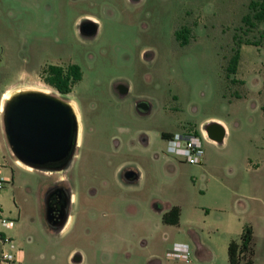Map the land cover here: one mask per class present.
I'll return each mask as SVG.
<instances>
[{"label": "rangeland", "instance_id": "rangeland-1", "mask_svg": "<svg viewBox=\"0 0 264 264\" xmlns=\"http://www.w3.org/2000/svg\"><path fill=\"white\" fill-rule=\"evenodd\" d=\"M249 4L0 0V89L56 95L74 106L81 128L69 169L51 174L12 164L13 180L0 190V232L14 247L0 239V264H81L84 254L86 264H148L150 256L182 264L168 253L186 241L187 226L163 223L166 202L184 204L185 221L201 222L206 247L217 252L203 264H229L218 250V225L234 219L253 229L254 263L264 264V25L244 24ZM236 35L262 42L243 50L252 64L241 74L245 83L227 73L240 48ZM51 64H78L82 79L61 93L47 82ZM209 118L229 126L226 142L205 138ZM190 130L202 139L200 164L167 151L163 133ZM127 169L139 178L125 180ZM61 177L67 185L71 177L77 202L60 234L45 223L43 195ZM5 249L13 261L3 258Z\"/></svg>", "mask_w": 264, "mask_h": 264}, {"label": "water", "instance_id": "water-1", "mask_svg": "<svg viewBox=\"0 0 264 264\" xmlns=\"http://www.w3.org/2000/svg\"><path fill=\"white\" fill-rule=\"evenodd\" d=\"M3 122L9 145L24 164L36 170L58 171L73 161L80 124L70 102L43 91H19L7 100ZM206 131L217 142L225 137L218 124L208 125ZM127 176L135 180L138 174L129 170Z\"/></svg>", "mask_w": 264, "mask_h": 264}, {"label": "crops", "instance_id": "crops-1", "mask_svg": "<svg viewBox=\"0 0 264 264\" xmlns=\"http://www.w3.org/2000/svg\"><path fill=\"white\" fill-rule=\"evenodd\" d=\"M250 2H251V0H250ZM263 25H264V23H263ZM261 27L264 29V26H261ZM249 45H252V44H242L240 47L241 59H240V63H239L237 73L235 74L236 75L235 78L237 80H239L241 83L246 82L243 75H241V74L242 73L243 74L249 73L250 71H252V64H250L249 61L243 59V50L245 49L246 46H249ZM2 73H4V72L1 71L0 74H2ZM254 82L257 83V85H258L261 82V80L255 78ZM12 87H13V85H9V86L4 87L3 89H0V178L1 179L5 178L7 180L6 185H8V183H10L11 180H13L12 175H13L14 169H13L12 164L20 166L17 162L18 159L14 155V153H13V151L9 145V142L7 140V136H6L5 128H4V122H3L4 107H5V104L8 100V99H6V97L8 95L12 96L15 92L19 91V90H17L15 92H12V89H11ZM207 121H210L209 125L218 124L219 127H221V130H225V137L223 139V142H226L228 140L230 134H231V130H230L229 126H227L224 121H222L221 119H218V118H209ZM202 131H203V134H205V138H207L209 142H211L213 144L217 143V141L212 140L208 136L207 131H206V127L203 128ZM165 133L170 134L168 132H165ZM10 156L13 158V161H12V159H10ZM204 164L207 167L208 161L207 160L204 161ZM200 166H203V165H200ZM74 195H75L74 197H76L75 192H74ZM174 207H179L181 210L179 224L176 225L175 227H178L180 230H182V228L184 226H187L186 231L183 232L187 236L186 237L187 239L185 242H181V244H185L189 247L190 255H193L195 257V260L198 263L203 264L205 262H213L215 257H217V252H211L210 249L208 247H206V245L203 241L202 235H201V231L199 230L201 222L200 221L199 222L194 221V220L185 221L184 204H176L174 202H166L165 203V208H166L165 213L169 212ZM219 210L222 212H225V210L222 208H219ZM72 221H73V219L71 218V221L68 224V227L71 226ZM224 222H225V220H224ZM207 224H208V222L203 223V226L207 225ZM11 225H12V223H11ZM165 225L166 226H173V225H167V224H165ZM218 227L220 229H222V231L218 230V232L221 233V237H220V239H218L220 241L219 246H218V250L220 251V253L226 254V258H227L228 263H229V255H228L229 246L232 242H237V243L241 242V237L244 233L245 227L241 223V221H239L237 219L232 220L230 225H228V227L223 226V224H219ZM107 237H108V235H107ZM147 246H148V243L145 241L144 247H147ZM87 260H88V256H87V254H84L81 256L80 263L86 264ZM179 263L188 264L184 261H180ZM190 263H191V260H190ZM7 264H9V263H7ZM148 264H162V262L159 261L158 259H153V257L150 256Z\"/></svg>", "mask_w": 264, "mask_h": 264}, {"label": "trees", "instance_id": "trees-1", "mask_svg": "<svg viewBox=\"0 0 264 264\" xmlns=\"http://www.w3.org/2000/svg\"><path fill=\"white\" fill-rule=\"evenodd\" d=\"M244 24L249 27H257L261 23H264V0H251L249 4V13L243 19ZM177 37L180 36V32L176 33ZM264 38V36H263ZM264 43V42H263ZM235 44L241 47L242 44H252L260 46L262 44L259 40H241L237 35L235 36ZM241 59L240 48L235 49V54L231 57L230 63L227 67L228 77L237 73L239 63ZM46 73L47 82L54 86L61 93H69L71 91L72 84L77 83L82 79V68L78 64H71L67 68H64L58 64H51L48 66ZM234 82L239 80L233 79ZM171 134L163 133V137H170ZM181 210L179 207H174L169 212L163 215V223L167 225L176 226L180 221ZM0 239L5 240V236L0 233ZM253 229L246 227L241 237V242H232L229 246L228 255L230 264H255L254 256L255 251L253 248Z\"/></svg>", "mask_w": 264, "mask_h": 264}, {"label": "flooded vegetation", "instance_id": "flooded-vegetation-1", "mask_svg": "<svg viewBox=\"0 0 264 264\" xmlns=\"http://www.w3.org/2000/svg\"><path fill=\"white\" fill-rule=\"evenodd\" d=\"M88 29L92 31L93 26H90ZM118 88L123 93L128 92V88L123 84L118 86ZM145 105H146V102L140 101L138 104V107L142 108V106H145ZM83 142H84V138H83ZM70 167H71V164L64 170H67ZM64 170L42 171V172L54 174V173H60ZM129 170H133V169L125 170L123 172V177L125 180L129 182H134L135 180L139 178L140 174L139 172L134 170L138 174V177L135 180H130L127 176V172ZM65 180L67 179L63 177L53 180L50 184H48V186L44 190V195H43L45 223L52 232L60 233V234L64 233L67 230V228L69 229L71 227V226L68 227V224L70 223L71 218H72L71 211L76 206V202H77V195L76 197H74L75 195H74V192L72 191L71 177L69 178L70 185H67Z\"/></svg>", "mask_w": 264, "mask_h": 264}, {"label": "built area", "instance_id": "built-area-1", "mask_svg": "<svg viewBox=\"0 0 264 264\" xmlns=\"http://www.w3.org/2000/svg\"><path fill=\"white\" fill-rule=\"evenodd\" d=\"M1 68V59H0ZM167 140V151L183 157L187 162L192 164H200L203 159V143L199 134L193 130L177 132L171 134ZM7 180L5 178L0 180V190L5 187ZM1 214V213H0ZM2 224L7 226L11 225L7 220L2 219ZM5 244H10L14 247L12 240L5 239ZM20 259H22V252L20 253ZM169 258L176 260H182L186 263H190L189 247L185 244H175L172 252L168 253ZM3 258L7 261H13L14 256L10 252L3 253Z\"/></svg>", "mask_w": 264, "mask_h": 264}, {"label": "bare ground", "instance_id": "bare-ground-1", "mask_svg": "<svg viewBox=\"0 0 264 264\" xmlns=\"http://www.w3.org/2000/svg\"><path fill=\"white\" fill-rule=\"evenodd\" d=\"M10 97H11V96L8 95L6 99H9ZM72 106H73V105H72ZM73 107H74V106H73ZM79 144H81V129H80ZM17 162H18V164H19L21 167H23V168H25V169H27V170H31V171H34V170H35L33 167L24 164V163H23L21 160H19V159L17 160Z\"/></svg>", "mask_w": 264, "mask_h": 264}]
</instances>
